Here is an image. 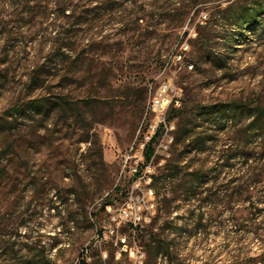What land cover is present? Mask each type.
Masks as SVG:
<instances>
[{
    "label": "rangeland",
    "instance_id": "374dc122",
    "mask_svg": "<svg viewBox=\"0 0 264 264\" xmlns=\"http://www.w3.org/2000/svg\"><path fill=\"white\" fill-rule=\"evenodd\" d=\"M153 1L0 0V264H264V0L199 5L174 37L150 42L161 57L148 65L129 48L113 57L93 46L121 38ZM247 5L261 10L255 23H223V9ZM68 41L77 72L50 55ZM118 61L134 67L88 71ZM167 80L183 89L167 112L175 128H159L145 164L149 86ZM130 197L150 221H119Z\"/></svg>",
    "mask_w": 264,
    "mask_h": 264
},
{
    "label": "trees",
    "instance_id": "16d2710c",
    "mask_svg": "<svg viewBox=\"0 0 264 264\" xmlns=\"http://www.w3.org/2000/svg\"><path fill=\"white\" fill-rule=\"evenodd\" d=\"M128 1V0H127ZM162 1V3H161ZM215 1H221V0H180L181 3H179V5L177 6V2H172V0H155L150 4V6L153 9H147L145 6H141L140 9H135L134 11L137 12L138 15L135 20L133 21V25L129 26L127 25L123 31H121L119 34H121V38L115 40L114 42L110 43V42H105V39H102L98 42H94V45H97L96 47L99 49L101 48L102 50L106 51L108 54L112 55L113 57L117 56V55H121L122 52H124L127 48H129V50H134L138 53V56L136 58L142 60L143 62H146V65H148V63L150 61H156L159 60L160 61V51H157L154 54V48L151 47V49H149L148 47L151 46L150 42L151 41H155L153 43V45H157V43L160 42H164L166 41L167 38H172L174 37V35H176L177 33L174 31V29L176 30V28H180L183 26V24L185 23L187 16L190 14V12L198 7L199 5H211V8L213 10H217V12H220V10L218 9L220 7V3L219 4H215ZM136 3V1H135ZM167 3V6L164 5ZM232 5V4H231ZM164 6H166V8H169L171 11H166L164 13H160V9L164 8ZM171 6V8H170ZM256 5L253 6H249L247 5L245 7L244 10H242V12L238 15L236 13V11H234L233 13H231V15H228L229 11L225 8L223 9L221 12L224 15L223 18V23L224 24H241L240 27H242V24L248 23V24H253L257 21V17L259 16L261 10H257L254 9ZM62 11L65 12L66 11V6L62 8ZM162 12V11H161ZM156 17H159L162 20H169L171 21V23L173 24L172 27H170V30H173L171 33L169 34H163L161 31H159L157 28H153L150 29L149 27H147L146 25H142L140 24V20H154ZM159 20V19H158ZM147 23V25H149ZM129 24V23H128ZM174 28V29H172ZM73 36V35H72ZM71 35H67V38H71ZM108 38V37H107ZM201 37V33L198 31V35H197V40H200ZM75 43L68 41V42H64V43H60L58 48H54V50L51 51L50 55L53 58H58L62 61V63L65 65L63 68L64 70L68 71V72H77L79 70H81L82 68H73V67H68L67 63L69 62V60L71 59V57L65 55V51L68 50L69 52H76L75 49H73L75 46ZM91 45V44H90ZM85 51H82L81 53H79L77 55L78 61L76 62H84V60L86 59L85 57ZM75 54V53H74ZM157 58V59H156ZM133 59V58H132ZM129 60V58H127V61ZM121 61H118L116 65H109L110 63H101L100 67H96L94 68L93 66H89L88 71L93 72V74L95 76H100V75H106V78L108 77H115L118 75V73H125L128 71H131L132 68L134 66L132 65H128L125 66L123 64H121ZM127 62H125L126 64ZM132 66V67H131ZM147 68V67H146ZM118 71V73L116 72ZM145 71V70H143ZM105 86L106 87H111V83L110 81H105ZM104 86V85H101ZM127 87V86H125ZM66 104V99L65 98H59L57 101H50V99H42V98H35V99H31L30 101H28L27 103V107L26 109L30 110H36V109H40V108H45V111L48 112L51 108H54L56 105L61 106V105H65ZM242 105H238V108H241ZM175 110H178L177 108H175V106L173 107L171 114H170V118H172L173 116H175L174 112ZM21 113L20 110L16 111L15 114ZM264 113V110H263ZM160 130H158V132L153 136L152 140L149 141L144 148V163L147 164L151 161V158L153 156V154L155 153V147L153 146V142L156 139L158 133ZM138 172V171H137ZM140 172H138L139 174ZM111 201L109 199V197H106L104 200V205H110ZM80 264H88L87 261L85 259H82V261L80 262Z\"/></svg>",
    "mask_w": 264,
    "mask_h": 264
},
{
    "label": "built area",
    "instance_id": "2783aa9c",
    "mask_svg": "<svg viewBox=\"0 0 264 264\" xmlns=\"http://www.w3.org/2000/svg\"><path fill=\"white\" fill-rule=\"evenodd\" d=\"M182 47L188 48L187 45H182ZM171 58L175 63L183 62V56L179 52L173 53ZM167 65L166 63L164 69H166ZM189 67L193 68L190 65ZM149 96L146 114L151 116V120L146 124V131L143 133L144 143L151 141L160 127L166 129V131L175 128L174 123L167 120V112L171 106H179L181 104L183 89L176 86L171 80L163 81L159 84L152 83L149 86ZM133 170L137 172V168H133ZM149 192L153 195L151 189ZM137 198L139 197L137 196ZM132 200L133 198L130 197L129 201L119 210V221H127L134 225L150 221L152 217L144 214L143 206L137 205ZM114 218L117 219V217Z\"/></svg>",
    "mask_w": 264,
    "mask_h": 264
}]
</instances>
